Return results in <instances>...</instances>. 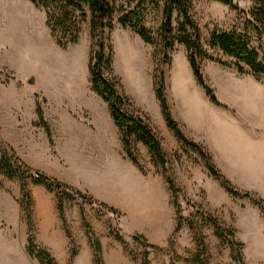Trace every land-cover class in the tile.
<instances>
[{"label": "rangeland", "instance_id": "374dc122", "mask_svg": "<svg viewBox=\"0 0 264 264\" xmlns=\"http://www.w3.org/2000/svg\"><path fill=\"white\" fill-rule=\"evenodd\" d=\"M232 1L241 10L212 0H193L190 5L200 28L203 48L228 64L234 61L207 45L213 30L241 33L249 38L252 46L264 52V38H259L248 22L247 12L255 0ZM44 16V10L35 7L31 0H0V84L15 81L28 85V80L35 76V86L24 88L38 92L37 100L53 128L52 113L62 103L70 109L81 106L98 116L109 115L106 103L93 92L89 80L88 60L93 51L89 17L81 25L78 42L60 48L51 38ZM160 21V11L148 6L144 23L154 35L153 44H146L131 28H123L117 22L110 32V42L112 70L120 83L119 89L129 100V110L148 117L161 140L165 153L163 162L136 142L134 155L140 169L133 165L121 142L118 143L114 123L112 143L105 153L92 147L85 151L86 147L81 146H75L76 152L74 146L57 141L58 155L66 160L61 171L52 165L56 153L52 132V143L49 139L41 142L39 128H44L36 123L30 125L21 119L18 129L0 127V151L12 152L23 161L30 169L25 172L27 177L35 173L51 176L49 172H54L62 180L73 183L63 182L72 187L65 191L64 207L68 218L78 225L67 223L66 226L74 240V250L79 242L75 237L88 238L89 229L94 239L102 243L106 264H141L145 249L149 252L148 264H235L230 251L232 241L240 244L238 249L244 264H264V78L239 74L233 65L201 61L206 82L225 107L213 105L206 100L204 91L201 94L193 89L195 79L183 46L163 51L157 35ZM161 74L170 109L183 117L190 103V107L207 115L202 136H193L182 122L178 120V123L189 139L204 147L215 168L243 193L241 196L228 194L220 182L210 176L198 153L183 146L165 129L153 82L154 76L159 82ZM13 87L14 84L10 89ZM196 87L202 91L200 86ZM56 134L57 129H54V136ZM136 170L146 179L162 182L169 192L175 224L178 221L181 228L170 235L165 244H156L161 236H154L156 232L150 226L153 214L147 202H153L155 193L149 189V181H142ZM165 178L173 181V191ZM27 182L30 198L27 202L24 197L21 208L23 197L18 180L0 176V264H40L26 251L28 237L33 236L32 231L29 232L26 208L32 216L31 188L47 189L34 184L30 178ZM77 190L83 197L76 194ZM88 190L108 202L104 204L114 208L116 213L101 206L103 202L91 196ZM244 193L250 196L245 197ZM260 199L262 205L256 203ZM142 200L146 201V206ZM145 208L147 214L142 216ZM176 209L180 213L179 220ZM81 212L86 224L82 222ZM159 220L163 222L167 218L161 215ZM214 222L233 230L234 238L226 236L224 242L219 240L214 234ZM31 225L33 230L32 219ZM116 235L125 240L124 249L115 240ZM134 236L145 238L153 247L144 246L142 240H135ZM201 242L205 251L200 247ZM117 243L121 252L113 251ZM101 252L102 264H105L102 249ZM197 256L202 262H194ZM58 259L59 264L65 261L73 264V259ZM83 260L82 257L79 264H84Z\"/></svg>", "mask_w": 264, "mask_h": 264}, {"label": "trees", "instance_id": "16d2710c", "mask_svg": "<svg viewBox=\"0 0 264 264\" xmlns=\"http://www.w3.org/2000/svg\"><path fill=\"white\" fill-rule=\"evenodd\" d=\"M193 0H31L35 7L41 8L45 12L46 26L49 29L51 38L60 48H66L68 45L76 44L81 33V25L89 17V33L91 38V47L93 51L88 60L89 80L93 92L107 105L109 114L115 126L118 129L119 140L127 158L140 169L138 160L134 155V145L136 142L142 143L148 151L157 158L164 161V149L161 140L149 122L146 115L128 109L130 103L124 93L120 91V83L114 76L112 70V45L110 42V32L114 28L115 22L121 27L131 28L146 43H154V35L146 27L144 20L148 6L160 11L161 21L157 30L159 42L163 51H172L176 45H182L188 65L198 86H200L206 98L210 103L216 106H223L212 87L206 82L201 71L200 62L209 60L217 62L223 66H232L239 74H251L256 79L264 78V52L251 45L248 37L234 30H213L208 38L207 45L209 49L221 53L223 56L234 61L233 64L225 63L218 57L211 55L208 50L203 48L201 42L200 28L194 20L190 5ZM231 9L241 10L232 0H212ZM249 24L258 35L264 38V0H255L251 9L247 12ZM158 82L156 76L153 77L154 94L158 100L164 123L173 136L190 151H195L204 161V165L214 179L220 182L222 188L232 196H241L231 182L226 179L214 166L210 154L204 147L189 139L182 131L178 121L173 117L168 100L165 94L164 81L162 74ZM36 115L38 125L42 126L47 133L49 142L51 140V131L43 117V111L40 104L36 103ZM29 167L15 156L14 153L5 150L0 151V176L7 179H17L24 204V197L29 201V191L27 188V179L30 178L34 184L44 186L47 191L54 193L56 198V208L59 218L62 220L65 232L70 239L71 252L70 260L76 255L74 250V240L68 230L65 218L64 200L65 191L72 190V187L58 179L44 174L35 173L32 176H25L29 172ZM166 179V178H165ZM173 191L174 183L171 179L165 180ZM76 194L83 197L81 191H75ZM249 197L248 193H244ZM263 201L257 200V204H263ZM28 206V204H27ZM112 213L115 209L101 203ZM264 206V204H263ZM27 210V223H29V232L32 231L31 212ZM30 210V209H29ZM81 219L86 224L83 212ZM176 219H180L179 210L176 209ZM86 226V225H85ZM88 227V226H87ZM179 222L175 224L171 237L180 230ZM215 236L224 242L226 236L234 238V232L230 228H225L214 222ZM88 241L93 251V264H102L101 244L99 240L87 229ZM134 239L142 240L144 246L153 247L146 242L145 238L134 236ZM115 240L120 243L122 248L126 247L125 240L116 235ZM33 236L28 237L26 251L29 255L35 257L40 264H58L54 257L40 245L34 243ZM240 244L236 241L230 243L231 257L235 264H244L241 251L238 249ZM200 247L205 251L204 244ZM149 252L145 249L141 264H148ZM194 262H202L199 256L194 257Z\"/></svg>", "mask_w": 264, "mask_h": 264}, {"label": "crops", "instance_id": "0c3cea01", "mask_svg": "<svg viewBox=\"0 0 264 264\" xmlns=\"http://www.w3.org/2000/svg\"><path fill=\"white\" fill-rule=\"evenodd\" d=\"M34 13H36V11H34ZM194 82L192 83L193 89H195L196 92L203 93V89L202 91H200V89L196 87L197 83L195 80ZM13 84L14 89H10V86ZM24 86L29 87V85H20L15 81H12V83L7 85L0 84V127L6 129H18L21 119H23L30 125H32L33 123L37 124L36 103H39V101L37 100L38 92L33 88H31V91H28L24 88ZM206 100L208 99L206 98ZM187 105L188 106L186 108V112L183 113V117H180L178 115V111L175 112L171 108L173 117L177 121L179 120L180 122H182L184 128L191 131L193 136H202V127L204 124V119L206 120L207 115H203L202 111L198 112L190 107V103ZM211 108H213V106H211ZM43 114V117H45L44 120L46 121V123L48 122L50 126L52 132V140L55 145L56 153L55 158L52 159V165L55 166V168L59 171L64 170L66 166V160L61 155H58V151L56 149L57 141L64 143L67 146H74L73 149L76 152L78 150L75 148V146H81L86 147L85 151H89L90 147H92L93 149L98 150L102 153H105L107 147H110L112 143L111 130L113 128V121L110 114L108 115L107 113H104V115L98 116L95 112H91V110L88 108L74 106L70 109L69 106H66L62 103L55 108V111L51 116L55 121V128H53V126L50 124L48 120L49 117L47 116L45 111H43ZM114 127L116 129L117 140L119 143L120 140L118 129L115 124ZM54 129H57V139H55L56 136H54ZM165 129H167V127ZM39 130H41L39 132V138L41 142L43 139L44 143H46L48 141L46 132L42 128H39ZM137 173L141 177L142 181H149V189H152L155 193L153 202L151 203L149 200L147 202L148 210L149 208H151L150 214L151 212L153 214V219L150 226H152V230L156 232L154 236H161L156 244H165L175 227V220L173 217L174 211L169 203V192L166 185L162 182L151 181V179H146V177L141 175L138 171ZM49 174H51L52 177L58 179L61 182H67L73 185V183L71 182L62 180L54 172H49ZM87 192H89V194H91V196H93L99 202L108 203L101 197L97 196V193L90 192L89 190ZM31 196L34 199L33 214L31 216L34 226L32 230L34 241L37 242L41 247L45 248L55 259L70 258L72 246L70 243V239L65 232L63 222L59 218L55 206L56 204L54 194L39 187L34 189L31 188ZM142 202L143 205L146 206V201L142 200ZM114 207L119 208L115 205ZM146 214L147 211L145 208L143 214L141 215L145 216ZM161 215H164L167 220L160 222L159 217ZM65 218L69 225L71 224L75 227H78L76 222L68 218L66 210ZM81 237H75V239L79 240V242L76 248V255L73 258V264H79L82 257L84 258L83 261H85L84 264H93V251L89 244L88 238L87 236H84L83 238ZM117 244V247L113 251L121 252V245L119 246V243ZM101 249L103 251V257L105 261L104 249L102 247ZM57 262L59 264V259L57 260Z\"/></svg>", "mask_w": 264, "mask_h": 264}, {"label": "water", "instance_id": "95a60500", "mask_svg": "<svg viewBox=\"0 0 264 264\" xmlns=\"http://www.w3.org/2000/svg\"><path fill=\"white\" fill-rule=\"evenodd\" d=\"M35 83H36V78H35V76H32L29 80H28V82H27V84L29 85V86H35Z\"/></svg>", "mask_w": 264, "mask_h": 264}]
</instances>
